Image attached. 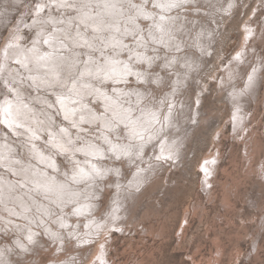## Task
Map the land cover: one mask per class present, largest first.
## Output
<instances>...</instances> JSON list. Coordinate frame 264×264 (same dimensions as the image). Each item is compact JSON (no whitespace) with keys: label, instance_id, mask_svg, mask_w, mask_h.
<instances>
[{"label":"rangeland","instance_id":"obj_1","mask_svg":"<svg viewBox=\"0 0 264 264\" xmlns=\"http://www.w3.org/2000/svg\"><path fill=\"white\" fill-rule=\"evenodd\" d=\"M39 1L0 0V67L10 41L11 50L69 55L72 78L98 89L83 98L93 117L68 120L61 92L26 77L13 86L51 103L31 102L69 131L71 146L103 156L77 182L71 152L53 149L46 131L47 141L17 136L0 119V140L76 193L55 203L21 186L49 205L45 213L33 203L31 218L0 202V264H264V0H121L125 14L114 21L123 31L102 22L111 16L103 0L65 3L82 10L52 4L55 22L34 25ZM55 28L66 35L51 47ZM8 93L15 97L0 77V105ZM34 142L56 154L57 169L35 159Z\"/></svg>","mask_w":264,"mask_h":264},{"label":"bare ground","instance_id":"obj_2","mask_svg":"<svg viewBox=\"0 0 264 264\" xmlns=\"http://www.w3.org/2000/svg\"><path fill=\"white\" fill-rule=\"evenodd\" d=\"M67 1L68 0H40L39 7L35 8L36 17L33 24L35 25L41 20L44 21L43 24H47V18H49V20L52 22H55L54 13L50 12L49 17H47L46 14L48 9L50 11L54 10L52 4H56V6H60L61 8L70 7L72 9L73 7H76L73 4L79 0H72L74 3L65 4ZM82 1L90 3L94 0ZM103 1L107 2L108 10L111 12V16L107 19L102 18V22L105 24V26L115 30L123 31L121 27L115 24L114 21V19H118L120 15L125 14L124 11L119 9V6L122 3L120 2L121 0ZM76 8L82 10L85 7L78 6ZM25 24H27V21L24 22V25ZM64 24L66 25L68 22H65ZM17 25L12 28L11 32L12 36L15 35L16 42L21 36L20 33H16ZM64 32L66 31L55 28L54 32L45 37L47 44L51 47L62 44V42L59 41V38L66 35ZM9 44L10 46L5 45L3 48V64L2 67H0V77L3 78L4 83L7 85L8 89L13 92L15 97H12L9 93L6 94L4 102L0 105V119L17 136L27 132L34 138V140L43 139L47 141V138L44 136V132L46 131L49 134L48 137L50 138L49 144H51L53 149L57 148L60 151L68 150L71 152V154L68 156L72 157L73 163L77 166L74 168V180L77 182L84 181L86 179L85 176L92 175V169H94V167L98 168V161L95 159L103 156V151L97 147L89 148L88 146H85L78 149L71 146L69 144L70 141L68 137L62 134L65 132L64 134L67 135L69 131L55 130V128L45 116V113L41 112L36 106L31 104V102L35 100L44 102L48 105L51 103L47 100L43 101V97H36V99L34 97H30L29 100L26 99V95H28V93L22 92L19 89H15L13 83L17 80H21L22 76V78L26 77L28 80H31L35 86H39L45 91H50L54 94L61 92L60 95H55L57 98V103L62 108L65 117L68 120L74 121L76 123L86 120L87 117H93L94 110L90 106L86 105V102L83 100V98L90 95L91 92L98 91V89L95 88L94 84H92V81L90 80L81 79L78 77L74 79L72 78L76 72L72 69V67L67 65L68 61H73L69 58V55L56 52L44 53L45 51L40 52L36 48H33L31 51H26L22 48V46H19V43H17L18 46L16 48L11 50V41ZM61 47L65 46L63 45ZM9 51L10 53H14V55L11 56V59L18 63L16 64L17 67H13L14 65H11V62L8 61ZM20 65L24 67V70H26V73L22 75L17 69ZM112 73L118 74V69L115 68L112 70ZM82 74L86 77L90 75L88 72H83ZM67 85H69L68 89H62ZM77 111H81V113H78ZM81 115L83 117L85 116V118L79 119L78 117ZM47 122H49V125ZM74 125L78 126L77 124ZM32 146L35 147L33 148L34 150L32 151L31 148H29V150L40 164L52 167L54 169L59 167L56 154L44 152L45 150L39 147L36 142H34ZM17 151L18 150L16 146L6 141L0 140V172L1 169H6L10 173V176L13 174L23 178V180H16L13 177L6 178L0 175V202L3 203L4 209H7L10 213L15 214L17 213V208L14 207V204H17L26 211L25 214H27L29 218H31L29 212L34 208V206L42 212H48V210H45L49 209L48 203H42L33 196H30V200H28L27 197H25L19 191L21 186L29 187V189H32V191L38 189V192L40 190L39 193L43 192L41 193L43 197H46L49 201H53L55 203H63L65 200L67 201L68 197L76 194L73 187L74 185L59 179L57 175L43 170L36 164L29 163L25 159L20 158L17 155ZM77 152H86L93 158L86 159V161H81V158L76 154ZM87 163L92 166V169L86 165ZM76 172H81L83 175H79ZM70 192H73V194H70ZM57 198L59 200H57ZM86 205L87 204L85 203L78 205L79 210L87 211L89 206ZM64 223H66V221H64Z\"/></svg>","mask_w":264,"mask_h":264}]
</instances>
